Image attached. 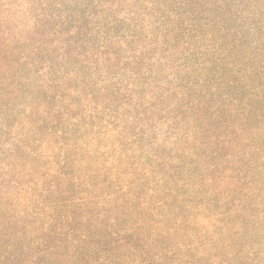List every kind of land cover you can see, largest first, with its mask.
Returning <instances> with one entry per match:
<instances>
[{"label": "trees", "instance_id": "1", "mask_svg": "<svg viewBox=\"0 0 264 264\" xmlns=\"http://www.w3.org/2000/svg\"><path fill=\"white\" fill-rule=\"evenodd\" d=\"M228 1L59 0V156L35 165L47 171L35 185L59 178L47 189L59 194V264L244 256L245 197L260 179L242 167L264 168L249 135L264 129V22L251 32L254 17ZM165 134L177 140L146 141ZM35 159L4 155L0 166L32 170ZM212 208L209 238L199 212Z\"/></svg>", "mask_w": 264, "mask_h": 264}, {"label": "rangeland", "instance_id": "2", "mask_svg": "<svg viewBox=\"0 0 264 264\" xmlns=\"http://www.w3.org/2000/svg\"><path fill=\"white\" fill-rule=\"evenodd\" d=\"M238 2L246 7V15L254 17L250 29L255 33L256 23L264 22V0H230L232 9H238ZM253 33L249 32V38L257 41ZM0 55V156L36 158L32 170L0 166V264H59V209L53 220L51 205L53 195L59 194L47 191L52 183L59 185V178L54 182L55 177H49L44 185H35L45 180L47 172L44 168L37 173L35 165L43 167L38 159L59 156V0H0ZM257 130L249 135L259 140L257 145L264 144V129ZM175 138L166 139L165 134L146 141L161 149ZM248 144L241 142L237 151L245 152ZM246 166L242 169L260 182L251 189L256 197H245L254 224L244 227L246 250L238 264H264V168ZM215 210L199 212L209 238L215 230V218H211ZM226 235L217 238L221 258Z\"/></svg>", "mask_w": 264, "mask_h": 264}]
</instances>
